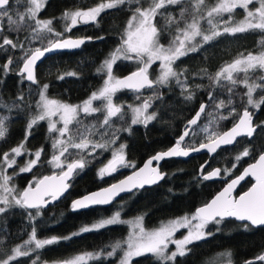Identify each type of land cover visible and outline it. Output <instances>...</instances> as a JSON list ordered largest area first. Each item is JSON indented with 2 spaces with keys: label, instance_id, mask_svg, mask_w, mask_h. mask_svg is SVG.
<instances>
[{
  "label": "trees",
  "instance_id": "trees-1",
  "mask_svg": "<svg viewBox=\"0 0 264 264\" xmlns=\"http://www.w3.org/2000/svg\"><path fill=\"white\" fill-rule=\"evenodd\" d=\"M100 1L102 0H46L39 15L55 17L54 24L59 31L64 28L61 18H58L63 11L91 7ZM149 2L150 0H143L144 6H148ZM215 2L216 0H206V5L211 6ZM25 6L18 7L20 11H24ZM133 6L129 4L117 9H105L95 21H88L82 27H77L75 34L90 36L93 39L75 51L56 53L45 59L37 68V83L33 84L26 82L23 75L18 73L23 58L29 50L44 46L57 35L41 34L40 39H32L30 29L21 30L19 33H10L7 30L0 33L24 45L22 49H11L8 46L0 49V117L7 118L5 136L0 138V161L3 153L21 143L29 149L43 150L40 163L31 172L18 173L16 178L20 187L28 185L30 181L34 184L32 176L38 179L45 173L56 171L48 164L49 157L55 150L51 147L55 136L49 132L46 120L39 121L30 130L27 128L36 114L42 85H48V95L69 103L81 102L101 86L105 81L106 72L97 70L101 68L105 58L120 46L126 20L131 14L129 8ZM179 7L169 6L163 11L166 14L178 15ZM243 12V9H236L232 14V23L238 20ZM228 15L224 14V21L228 20ZM154 22L157 28L162 30L160 41L168 42L172 33L164 30L165 16H157ZM221 27L223 28V24ZM201 28L204 31L209 30L206 21H201ZM262 41L264 32L260 30H249L235 35L223 34L203 44L198 51L189 52L177 59L172 67L180 74V83L171 78L168 84L149 91L151 109L155 114L154 119L146 124H133L131 112L126 108L112 117L108 126L101 127L104 119L102 101L96 102V107L101 108V111L91 115L81 112L78 117L81 123L74 122L69 126L72 133L77 134L78 131H83L84 127L95 126L91 139L98 143H107V147L96 148L94 151L70 148L68 153H65V162L83 159L85 165L82 169L75 170L66 195L59 201L39 209L13 205L6 213H0V259H4L15 246L23 244L33 229L36 238L54 236L57 237V242L37 249L30 255L20 256L11 264H33L34 260L40 264L42 261L65 259L85 251L106 254L112 250L114 244L125 237V222L79 235L73 233H79L85 225L113 211H119L123 218L141 215L144 225L148 227L156 226L169 217L195 213L198 206L206 203L224 185V180L204 179L203 174L214 167H219L222 174L228 177L237 174L244 165L253 161L264 150V127L258 128L250 138L240 137L234 145L223 147L212 156L197 154L185 160H165L162 168L166 171V176L161 182L125 194L108 206L97 205L77 211H72L70 207L74 197L124 176L150 154L170 146L180 135L185 122L202 103L206 105L205 111L185 140V145H194L202 140L201 134L198 133L202 126H207L217 134L221 133L230 127L246 108L252 111L256 125H264V104L259 108L247 104V88L243 83H239L245 78L244 73L234 74L238 80L235 86L227 81L215 84L209 79L233 59L250 52L263 51ZM9 57L13 59V63L4 70L2 66ZM128 65L118 59L113 65V71L122 74L132 68ZM70 72L76 75H67ZM60 76L64 78L59 79ZM261 76H264V73L261 75L258 69L250 70L247 74L249 83H261ZM228 87L233 88L232 93L228 92ZM209 92L213 95L211 100ZM138 94L132 98L136 100ZM188 95L192 98L186 99ZM21 96L23 99H18ZM114 97L117 101L129 99L122 92H116ZM262 97L264 88H257L253 99L260 100ZM143 98L144 96L141 100ZM221 100L225 101L226 106L217 109L216 104ZM122 145L124 156L131 164L101 176L100 164L111 158V153ZM246 148L249 155L237 160V155ZM89 151L91 155L88 154ZM206 160L207 165L200 172L199 169ZM227 169L229 171L225 173ZM250 183L249 178L243 181L237 193L246 189ZM206 232L211 235L188 245L190 251L184 256H177L174 264H228L229 260L231 264H245L246 261L264 254V226H252L247 222L224 218L220 223L207 224ZM65 237L71 238L64 239ZM121 251L122 248L118 249L111 257L101 255L100 259L89 260L87 264H114L120 258ZM217 255L220 256L219 259L214 261ZM131 264H160V261L153 255L146 254L134 257ZM256 264L262 262L256 261Z\"/></svg>",
  "mask_w": 264,
  "mask_h": 264
},
{
  "label": "snow or ice",
  "instance_id": "snow-or-ice-1",
  "mask_svg": "<svg viewBox=\"0 0 264 264\" xmlns=\"http://www.w3.org/2000/svg\"><path fill=\"white\" fill-rule=\"evenodd\" d=\"M45 0H0V33L5 30L12 33H19L21 30L30 29L32 39H40L42 33H53L52 20H41L38 14L44 6ZM258 2L259 6L254 9H249V5ZM129 4L134 5L129 8L131 15L121 35L120 46L110 54V58L106 59L97 71L106 72L107 79L104 81V86L97 92H93L88 100H85L82 105H70L56 100L48 99L45 95L48 85L44 84L39 93L40 101L37 107L40 109L38 115L34 116L28 123L27 128L30 130L33 125L39 121L48 120L49 132L57 133L58 136L53 141V148L57 149L58 154H54L50 163H54L56 167H62L61 157L68 153L70 148L80 151L91 149L94 151L96 148H106L107 143H98L91 139L94 134L95 126L92 128L84 127L83 131H78L77 134L72 133L69 127L74 122L80 124L78 119L80 113L91 115L99 112L102 109L93 106V102L97 100L104 101L103 112L104 119L101 127L108 126L112 117L121 113L122 109L112 102L113 94L121 87H128L139 89L145 86L151 87L153 83L166 85L171 78H175L177 83H180V74L173 70L172 65L174 62L187 55L189 52H196L203 46L216 37L223 34L244 33L249 30H260L264 32V0H216L211 6L206 5V0H150L148 6L145 7L143 0H107L101 2L95 7L87 10H77L75 12H65L64 19L71 21V25H76L78 18L85 23L88 21H95L97 17L105 9H117ZM26 5V6H25ZM18 6H25L24 11H20ZM169 6H180L178 15L166 14L165 11ZM243 9L246 11L244 19L238 23H232V14L236 9ZM228 15V20L224 21V14ZM157 16H165V31L172 33V38L166 47L160 43L161 29H158L155 20ZM201 21H206L209 25V30L205 32L201 28ZM223 24L221 30L220 25ZM70 30V29H67ZM60 36V33H55ZM197 37L200 40L197 41ZM27 39V37H25ZM83 40L71 41H50L49 46L43 50L36 48L29 50L23 58L22 73L26 74V79L33 83H37L34 74V65L44 56L46 52L54 49L79 47L83 44ZM264 43V41H262ZM5 46L11 49L24 48L22 43L14 41L7 35H0V49H5ZM137 59L143 66L139 67L136 72L131 73L123 79H116L112 75V69L115 62L120 59ZM160 61L161 72L157 80L153 82L148 77V68ZM13 63V59L9 57L7 62L2 66L7 70ZM264 70V51L258 54L248 53L242 55L240 58L235 59L232 63L227 64L210 76L209 79L215 84H221L222 81H227L230 85L235 86L238 83L234 74L244 73L245 78L239 83L247 88V104L259 108L264 104V97L260 100L253 99V93L257 88H264V76L260 77L261 83H249L247 74L250 70L254 69ZM67 75L74 76L75 73H67ZM63 79L64 76L58 77ZM233 88L228 87V92L232 93ZM188 95L186 99H191ZM22 100L23 97H18ZM209 99H213V95L209 92ZM228 103H231L229 99ZM225 101L221 100L216 104L217 109L224 108ZM150 103L145 101L141 107L133 109L134 118L132 123H147L154 119V114L146 115ZM206 105L202 104L200 111L197 112L196 118L192 119L189 123L195 125L201 113L205 111ZM235 111V109H233ZM58 116L57 120L52 117ZM226 118V117H221ZM6 117H0V138H3L6 133L5 120ZM58 124L62 126L57 127ZM264 125H253L251 121V114L247 108L243 112L239 123L234 126L230 131L219 135L215 132H209L208 142L201 143L199 149H207L209 152H215L221 144H231L239 135H247L252 137L258 128ZM186 130L184 136L188 135ZM180 137V140L184 139ZM67 137L66 139H64ZM213 137H216L213 139ZM114 142V141H109ZM23 143L14 147L10 152L3 153V162L7 167L11 168L15 164V159L11 156H20L22 154ZM199 149H193L198 151ZM35 152V159H32L28 164L21 168V172L30 171L33 166L38 162L41 152ZM91 151L88 152L91 155ZM123 145L120 152L113 153V158L108 164L100 169V175L110 173L116 170L117 165H124L125 160L122 154ZM188 151L180 147L179 141L176 147L170 149L166 153L157 154L153 157L155 160H160L165 156H187ZM249 151L246 148L240 156H248ZM152 161L149 160L144 168L139 172L130 176L125 181L119 184L112 185L111 188L105 189L102 193H94L91 196H86L82 200L74 201L72 204L73 210L78 208L87 207L89 204L108 203L111 197L115 196L121 191L130 190L131 187H143L146 183H155L158 179L162 178L156 169H150V174L143 175L146 169H149ZM85 165L83 159L75 160L67 164V170L63 171L61 176L44 177L38 181L33 187L31 184L23 191H17L15 187H10L12 177L0 171V213H6L13 205H18L27 208H37L45 205L48 201L45 197L56 199L68 185L65 181L72 175L74 170L82 169ZM220 169H215L211 173L204 176V179H211L219 175ZM252 175L255 177L256 183L239 196L238 199L231 197V191L236 184L239 183L245 176ZM54 182V183H53ZM225 217H235L240 221H248L252 226H264V153L260 154L258 161L255 164L249 165L244 170L243 175L233 180L222 192L215 196L209 203L196 209L191 217H182L177 220L169 221L167 224L162 225L160 228L146 231L142 226V218H137L132 222L134 231L129 235L128 240L125 242L127 247L123 249V255L119 260V264H131L134 257L144 256L151 254L156 257L160 264H169V262L176 261L177 256H184L190 249L187 247L196 241L205 239L211 233L205 232L204 229L210 222L220 223ZM192 221H197L192 225ZM119 213L117 212L110 218L103 219L92 226H85L80 229L79 235L83 232L98 230L108 225L121 223ZM247 226V225H246ZM180 228H187V235L183 239L174 240L173 236ZM65 237L64 239H70ZM57 242V238L40 240L36 238L35 229H33L29 240L25 241L23 245H18L6 254L4 259H0V264H11L16 258L20 256H27L37 249L44 248ZM175 245L174 251H169V244ZM34 245V247H33ZM121 243L117 242L112 246V250L105 253H85L75 256L63 264H87L89 260L100 259L101 255L108 257L114 256L118 249H121ZM230 256V253L228 254ZM38 259V258H37ZM256 261L264 264V254L259 255L254 260L246 261L245 264H256ZM33 264H37L34 260ZM231 264V261H228Z\"/></svg>",
  "mask_w": 264,
  "mask_h": 264
},
{
  "label": "water",
  "instance_id": "water-1",
  "mask_svg": "<svg viewBox=\"0 0 264 264\" xmlns=\"http://www.w3.org/2000/svg\"><path fill=\"white\" fill-rule=\"evenodd\" d=\"M79 20H80V19H79ZM80 21H81V22H84L83 20H80ZM91 39H93V38L90 37V36H87V37H81V36H79V37H71V36H69V37H64V38L56 39L55 41H64V40L78 41V40H83L84 42H86V41H89V40H91ZM94 39H96V38H94ZM55 41H53V42H55ZM48 46H49V45H48ZM48 46H46V47H48ZM81 46H82V44H81L79 47H74V48H72V47H69V48H60V49H54V50H52V51L46 52V53L44 54V56H42V57L36 62V64L34 65V74H35L36 80H37V76H36V69H37V66H38V64H39V63H40V62H41V61H42L47 55L52 54V53H55V52H58V51H62V50H74V49H78V48H80ZM44 48H45V47H44ZM44 48H40V49L43 50ZM22 69H23V62H22L21 65H20V68H19V72H18V73L21 74V75H23L24 80H25L26 82H29V83H32V84H33V82L28 81V80L26 79V74L22 73ZM137 70H138V69H135L134 71H131V72H128V73L124 74V75L122 76V79L125 78V77H127V76H129L131 73L136 72ZM148 77H149V75H148ZM149 79L152 80L150 77H149ZM152 81H153V80H152ZM153 82H154V81H153ZM155 84H156V83H153V85H155ZM153 85H152V86H153ZM145 87H148V86H145ZM145 87H142V88H139V89L128 88V87H127V88H128V89H131V90H141V89H143V88H145ZM202 104L205 105V103H202ZM202 104H201V105H202ZM201 105L198 107V109L195 111V113H194V114H193V115H192V116H191V117L185 122V124H184V126H183V129H182L180 135L177 136V137L175 138V142H174L173 144H171L170 146H168V147L165 148V149H160V150H157L156 152L150 154L148 157H146V158L142 161V163H141L140 165H138V166H136L135 168H133L132 170H130V171H129L127 174H125L124 176H122V177H120V178H118V179H116V180H114V181H112V182H110V183H108V184H106V185H103V186H100V187H98V188H95V189L89 190V191H87V192H85V193H83V194H81V195H78V196L74 197V198L71 200V207H70L71 210H72V211H77V210H82V209H86V208L93 207V206H97V205H100V206H108V205L112 204L114 201H116L119 197H121V196H123V195H125V194L131 193L132 191L137 190V189H142V188H144V187L153 186V185L158 184L159 182H161V181L164 179V177L166 176V171L161 169V164H162V162H163L165 159H168V158H171V157H174V158H181V159H186V158H188V157H190V156H192V155L199 154V153H207L208 156H212V155L215 154V152H216L218 149H220V148H222V147H224V146L233 145V144H234V143H235L240 137H242V136H247V135H244V134L239 135V136H237V137L235 138V140H234L231 144H226V145H225V144H221L220 147L217 148L215 152H209L207 149H199V145H200L201 143H207L208 140H207V141H204V142H201V143H199V144H197V145H195V146H193V147H183V146L181 145V142H183V141L188 137V135H189V134H188V135L184 136L185 131L187 130L188 133H190V131L192 130V128H193L196 124H198V122H199V120H200V117H201V115L203 114V113L200 114V116H199V118H198V120H197V123H196L195 125H192V124L189 123L192 119L196 118V114H197V112L200 111V107H201ZM244 110H245V109H244ZM244 110L241 111V113H240V115L238 116L237 120H236V121H235L230 127H228L227 129H225L224 131H222L221 133H219L218 136H219V135H222V134L225 133V132L230 131L234 126H236V125L239 123L241 117L243 116V112H244ZM247 110H248V109H247ZM248 111H249V113L251 114V121H252V124L255 126L256 123H255V120H254V115L252 114V111H250V110H248ZM253 135H254V134H253ZM181 136H184V139H183V140H180V137H181ZM215 138H216V137H214L213 139H215ZM249 138H250V137H249ZM178 141H179V143H180V147H181L183 150L189 152V154H188L187 156H180V155H178V156H165V157H163V158L160 159V160H155V159H153V157L157 156V154H160V153H166V152H168L170 149L176 147ZM193 149H199V150H198V151H193ZM262 153H264V150H263L262 152H260V153L258 154V156H257L253 161H251V162L247 163L246 165H244V166L242 167V169L239 171V173H237L236 175H234L233 177H231V178H229V179H226L225 177L221 176V172L219 173V175H216V176L212 177L211 179H208V180H214V179H220V180H221V179H223V180H226V181H225L224 185H223L219 190H217V191L211 196V198H210L206 203H204V204L198 206L196 209H198V208L204 206L205 204L209 203V202H210L215 196H217L220 192H222V191L224 190V188H226V187L228 186V184H230L233 180H235V179H237L238 177H240L241 175H243L244 170H245L246 168H248L249 165L255 164V163L258 161L260 154H262ZM110 160H112V159H110ZM110 160H109V161H110ZM124 160H125V157H124ZM149 160H151L152 163H151V165H149V169H146V170H145V172H144L143 175L147 176V175L150 174V171H149L150 169H156L160 174H162V178H161V179H158L155 183H150V184H149V183H146V184L143 185V187L136 186V187H131L130 190L121 191V192H119L118 194H116L115 196L111 197V199L109 200L108 203L89 204L87 207H84V208H78V209L73 210V208H72V204H73L74 201L82 200L84 197H86V196H91V195L94 194V193H102L105 189H109V188H111L112 185H116V184H119L121 181H125V180H127L128 177L133 176L135 173H137V172H139L141 169H143L144 166H145V164H147ZM74 161H75V160H74ZM109 161H108V162H109ZM108 162H107V164H108ZM107 164H106V165H107ZM206 164H207V160L201 165V167H200V169H199L200 172H202V170H203V168L206 166ZM106 165H105V166H106ZM118 166H120V165H117V167H118ZM215 169H220V168H219V167L211 168L208 172H206L205 174H203V177H204L205 175L211 173V172H212L213 170H215ZM66 170H67V166L64 168L63 171H66ZM63 171H61V172L54 171V172H51V173H45V174H43L42 176H40V177L36 180V182H35L34 184H32V186L34 187L35 184H36L38 181L42 180L44 177H56V178L58 179V178L61 176V174H62ZM74 172H75V170H74ZM74 172H73L72 175H71V176L65 181V183L68 185V187H67V188H66V189H65L60 195H58V197H57L56 199H52L51 197H45V200L48 201V202H47L45 205H43V206H48V205H50V204H53V203L59 201L61 198H63V197L66 195V193H67V191H68V189H69V187H70V186H69V181H70V179L73 177ZM110 173H111V172H110ZM110 173H105V175H108V174H110ZM247 178H250V179L252 180V183H251L246 189H244L243 191H241V192H239V193L236 194V191H237L238 187H239V186L241 185V183H242L243 181H245ZM53 183H54V182H53ZM255 183H256V180H255V177H254V176H252V175L245 176L242 180L239 181L238 184H236V185L234 186V188H233L232 191H231V197H232V198H236V199H238L239 196L243 195L245 192H248L249 189H250V188L253 186V184H255ZM28 186H29V184L26 185V186H24L23 189H22L21 191H23V190H24L26 187H28ZM196 209H195V211H196ZM225 218H226V219L231 218V219H234V220L239 221V222H247V223L250 224V222H248V221H240V220L236 219L235 217H225ZM64 261H67V260H65V259H61L57 264H63Z\"/></svg>",
  "mask_w": 264,
  "mask_h": 264
},
{
  "label": "rangeland",
  "instance_id": "rangeland-1",
  "mask_svg": "<svg viewBox=\"0 0 264 264\" xmlns=\"http://www.w3.org/2000/svg\"><path fill=\"white\" fill-rule=\"evenodd\" d=\"M101 2H107V0H102V1H100V2H98L96 5H98L99 3H101ZM96 5H94V6H91V7H87V8H74V9H72V10H68L67 12H75V11H77V10H87V9H90V8H92V7H95ZM259 6V4H258V2H256V3H254L253 5H249V9H254L255 7H258ZM147 7V6H146ZM244 12H243V15L238 19V20H236L234 23H238V22H240V21H242L243 19H244V17L246 16V11L245 10H243ZM131 15V14H130ZM130 15L128 16V18H127V20H126V23H125V26H126V24H127V21H128V19H129V17H130ZM38 18L39 19H41V20H44V19H42V17H40V15L38 14ZM55 20V19H54ZM62 20H65L64 19V15L62 16ZM68 22L71 24V21H70V19L69 20H65V24H68ZM78 22V21H77ZM55 23V22H54ZM125 28V27H124ZM221 30H222V27H221ZM123 32H124V29H123ZM122 32V33H123ZM205 32H207V31H205ZM172 38V37H171ZM171 40V39H170ZM170 40L168 41V42H162V41H160V43L161 44H163V45H165L166 47L168 46V44H169V42H170ZM200 40V37H197V41H199ZM119 47V46H118ZM117 48V47H116ZM115 48V49H116ZM115 49L113 50V51H115ZM112 51V52H113ZM264 51V50H263ZM111 52V53H112ZM261 52V51H260ZM110 53V54H111ZM259 52H254V54H258ZM110 54L105 58V60L106 59H108V58H110ZM244 55H247V54H244ZM241 57V56H240ZM240 57H238V58H240ZM235 59H237V58H235ZM235 59H233L232 61H230L229 63H227V64H230V63H232ZM104 60V61H105ZM104 61H103V63H104ZM103 63H102V65H103ZM154 64V63H153ZM227 64H225L223 67H225ZM155 67L157 68V74H156V78H158V76L160 75V72H161V68H160V61H156L155 62ZM223 67H221V68H223ZM220 68V69H221ZM258 69V68H257ZM254 70H256V69H254ZM258 70H260V69H258ZM260 72H261V75H263V73H264V70H260ZM112 75H113V77L114 78H116V79H119V77L116 75V73H114V71L112 70ZM107 79V75H106V78H105V80ZM255 81H253V82H251V83H254ZM104 86V82H103V84L101 85V86H99L98 88H96L95 90H93L84 100H82L81 102H79V103H69V102H66V101H64V100H62V99H60V98H57V97H53V96H50V95H48L47 93H45V95L47 96V98L48 99H51V100H56V101H59V102H62V103H66V104H70V105H82L83 104V102L85 101V100H88L89 98H90V96H91V94L93 93V92H97L99 89H101L102 87ZM39 101H40V95H39V99H38V103H39ZM101 100H97V101H94L93 102V106L94 107H96V102L97 103H99ZM103 103H105L104 101H102ZM102 102H101V104H102ZM112 102H113V104L114 105H116V106H118V107H120L121 108V103H118V102H115L113 99H112ZM38 103H37V105H38ZM138 106H133V108L131 109V112L134 114V112H133V109H135V108H137ZM39 111H40V109L37 107V111H36V114H35V116L36 115H38V113H39ZM52 119L53 120H57L58 119V116H55V117H52ZM46 122H47V126H48V120H46ZM60 126H62L61 124H58L57 125V127H60ZM49 129V128H48ZM209 132H212V130L211 129H209L207 126H202V127H200L199 129H198V133L199 134H201V136H202V138L203 139H208V136H209ZM54 136H55V138L58 136V134L57 133H53V132H51ZM64 139H66V138H64ZM54 141V140H53ZM22 144V143H21ZM20 145V144H19ZM52 145H53V142H52ZM18 146V145H17ZM17 146H15V147H17ZM52 148H53V146H51ZM14 148V147H13ZM12 149V148H11ZM11 149H9L8 151H6V152H10V150ZM38 150H41V148H34V149H29V148H26L25 146L23 147V149H22V154L20 155V156H11L10 158L11 159H15V164H13V166L11 167V168H9V167H7V165L6 164H4V162H3V159L1 158V161H0V171H3L5 174H7V175H9V176H11L12 177V180H11V182H10V187H15L16 189H17V191L19 192V191H21L22 189H23V187H20L19 186V184L17 183V175H18V173H22L21 171H20V169L21 168H23V167H25L27 164H28V162L30 161V160H32V159H35V152L36 151H38ZM116 151L115 152H120V150H121V146L120 147H117L116 149H115ZM115 152H112L111 153V157L113 156V153H115ZM42 153V152H41ZM241 153H243V151L242 152H240L237 156H240L241 155ZM54 154H58V151H57V149H55L54 150V152H52V154L50 155V157H49V160H48V164H49V166H50V168H52L53 170H56V171H62L66 166H67V164L69 163V162H65V159H64V157H61V163H62V167H56L55 166V164L54 163H50V161H51V158H52V156L54 155ZM122 154L124 155V152H122ZM2 157H3V155H2ZM109 159V158H108ZM108 159L107 160H105L103 163H101L100 164V166H99V173H100V169H102V168H104V166L106 165V163H107V161H108ZM40 161H41V156H40V158H39V160H38V162L35 164V166H37L39 163H40ZM131 163H130V161H128L127 159H126V162H125V164L123 165V166H129ZM35 166H33L32 168H31V170L30 171H27V172H31L33 169H34V167ZM117 170V169H116ZM229 171V169H227V171L225 172V173H227ZM114 172V171H113ZM32 179V182H36L35 180H37V177H34V176H32L31 177ZM32 185V183H31V181H30V183H29V185ZM119 213V216H120V220L122 221V222H125L126 224H127V233H126V235H125V237L122 239V240H120V241H118L119 243H121V248H122V251H121V255H120V258L122 257V255H123V249H126V247H127V245H126V241L128 240V238H129V235L134 231V229H133V226H132V222L133 221H135L137 218H142V226L144 227V229L146 230V231H152V230H155V229H158V228H160L162 225H164V224H167L169 221H172V220H177V219H179V218H182V217H185V216H187V217H191L194 213H186V214H183V215H179V216H174V217H169V218H167V219H165V220H163L160 224H158V225H156V226H150V227H148V226H145L144 225V223H143V217L141 216V215H134V216H130V217H127V218H123L122 216H121V213L119 212V211H113L112 213H110L109 215H107V216H104V217H102V218H99V219H97L96 221H94V222H92V223H90V224H88V225H85V226H92V225H94L95 223H97V222H99V221H101V220H103V219H107V218H110V217H112L113 215H115L116 213ZM197 223V221H192V225H195ZM84 226V227H85ZM80 231V230H79ZM204 231L206 232V227H205V229H204ZM187 232H188V229L187 228H180L178 231H176L175 232V234H174V236H173V239L174 240H179V239H183V237L185 236V235H187ZM54 236H51V237H44V238H37V239H40V240H46V239H51V238H53ZM57 238V237H56ZM27 240H29V238H27L25 241H27ZM24 244V243H23ZM23 244H20V245H23ZM18 246V245H17ZM34 246V245H33ZM16 247V246H15ZM14 247V248H15ZM175 250V245L174 244H169V251H174ZM85 253H93V252H90V251H85V252H80V253H77V254H75V255H72V256H70V257H68V258H65V260H69V259H71V258H73V257H75V256H78V255H81V254H85ZM219 255H217L213 260L215 261V260H218L219 259ZM120 258L114 263V264H119V260H120ZM61 260V259H60ZM60 260H46V261H42L40 264H57Z\"/></svg>",
  "mask_w": 264,
  "mask_h": 264
},
{
  "label": "flooded vegetation",
  "instance_id": "flooded-vegetation-1",
  "mask_svg": "<svg viewBox=\"0 0 264 264\" xmlns=\"http://www.w3.org/2000/svg\"><path fill=\"white\" fill-rule=\"evenodd\" d=\"M45 3H46V0H45V2H44V6H45ZM43 6V7H44ZM43 7H42V9H43ZM42 9L40 10V12L42 11ZM74 9V8H73ZM69 9H67V10H65V11H63V13H61L60 14V16H58V18H61V21H62V23H63V27L64 28H62V30H59V31H57L56 30V27H55V24H54V22H55V17H51V16H43L42 17V19H44V20H52V25H51V27L53 28V33H60L61 35L58 37H56L54 40H52V41H55L56 39H60V38H64V37H69V36H71V37H79V36H81V37H87V36H85V35H78V34H75L76 33V28L77 27H82L84 24H85V22H81L80 20H79V18H78V22H77V24L76 25H71L69 22H68V24H65V20H62V16L64 15V13L65 12H67ZM70 10H72V9H70ZM39 12V13H40ZM67 29H70V30H67ZM43 35L44 34H49V33H47V32H44V33H42ZM87 42V41H86ZM85 43V42H84ZM83 43V44H84ZM83 44H82V46H83ZM49 45V42L48 43H46L44 46H42V47H37V48H44V47H46V46H48ZM81 46V47H82ZM80 47V48H81ZM79 49V48H78ZM75 50H77V49H74V50H62V51H58V52H55V53H52V54H49V55H47L40 63H42L45 59H47L48 57H50V56H52L53 54H56V53H60V52H72V51H75ZM121 60H123L124 61V64L126 65H130V66H132V68L130 69V70H128V71H126V72H124V73H122V74H117L116 73V75L119 77V79H122V76L124 75V74H126V73H128V72H131V71H134L135 69H138L139 67H141V66H143L137 59H135V58H133V59H124V58H120ZM40 63L38 64V66L40 65ZM128 65V66H129ZM38 66H37V68H38ZM113 70V69H112ZM36 71H37V69H36ZM115 73V72H114ZM156 74H157V68L155 67V65H151L149 68H148V75H149V77L155 82L156 80H157V78H156ZM36 76H37V74H36ZM37 81V80H36ZM44 85V84H43ZM42 85V86H43ZM161 84H155V85H153V86H151V87H145V88H143V89H141V90H131V89H128L127 87H121V88H118V90L116 91V92H122L124 95H126L129 99H124L123 101H117L116 99H115V97H114V94L116 93H114L113 94V96H112V99L115 101V102H118V103H121V109H122V111H124L126 108L131 112V109L133 108V106L135 107V106H138V107H141L143 104H144V102L145 101H148L149 103H150V107L147 109V111H146V115H152V114H155V111H153L152 109H151V104H152V101H151V98H149L148 97V94H149V91L151 90V89H153V88H157L158 86H160ZM42 89V88H41ZM162 90H163V87H162ZM137 93H139L138 94V96L136 97V100H134L132 97H135L136 96V94ZM144 96V98L141 100V97H143ZM58 98V97H57ZM138 99V100H137ZM97 106V105H96ZM131 116H132V118H131V120H133V118H134V114L131 112ZM194 128V127H193ZM192 128V129H193ZM192 131V130H191ZM191 131H190V133H191ZM190 133H189V135H190ZM188 135V136H189ZM188 138V137H187ZM186 138V139H187ZM214 138V137H213ZM185 139V140H186ZM202 140L199 142V143H201V142H204V140L205 141H207L206 139H203V138H201ZM185 140L183 141V142H181V145L183 146V147H193V146H195V145H197V144H199V143H197V144H194V145H185L184 144V142H185ZM175 142V141H174ZM173 142V143H174ZM172 143V144H173ZM236 143V142H235ZM234 143V144H235ZM233 144V145H234ZM228 146H231V145H228ZM224 147H226V146H224ZM223 148V147H222ZM221 149V148H220ZM219 150V149H218ZM217 150V151H218ZM216 151V152H217ZM215 152V153H216ZM199 154H207V153H199ZM195 155H197V154H195ZM208 155V154H207ZM124 156V155H123ZM193 156V155H192ZM125 157V156H124ZM191 157V156H190ZM113 157H111V158H109L108 159V161L110 160V159H112ZM171 158H174V157H171ZM189 158V157H188ZM188 158H186V159H188ZM168 159H170V158H168ZM175 159H181V158H175ZM105 160H107V159H105ZM165 160H167V159H165ZM164 160V161H165ZM182 160H185V159H182ZM107 161V162H108ZM163 161V162H164ZM125 162H126V158H125ZM163 162H162V164H163ZM107 164V163H106ZM162 164H161V169L163 170V168H162ZM207 165V164H206ZM123 165H120V166H118V167H116V169H118L119 167H122ZM105 167V166H104ZM206 167V166H205ZM64 170V169H63ZM62 170V171H63ZM57 172H61V171H57ZM221 172V176H223V177H225L226 179H229V178H231V177H233V176H231V177H228L227 175H223L222 174V171H220ZM239 173V172H238ZM236 175V174H235ZM250 179V178H249ZM220 180V179H219ZM221 180H223V179H221ZM225 181L226 180H224V183H225ZM251 183H252V180H251ZM250 183V184H251ZM249 184V185H250ZM241 192V191H240ZM236 194H237V191H236Z\"/></svg>",
  "mask_w": 264,
  "mask_h": 264
}]
</instances>
